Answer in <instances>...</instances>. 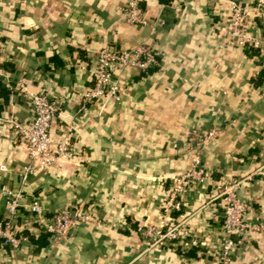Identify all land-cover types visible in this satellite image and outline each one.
I'll return each mask as SVG.
<instances>
[{"label":"crops","instance_id":"crops-1","mask_svg":"<svg viewBox=\"0 0 264 264\" xmlns=\"http://www.w3.org/2000/svg\"><path fill=\"white\" fill-rule=\"evenodd\" d=\"M247 10L243 28L264 40V14L253 0H233ZM125 0H0V185L19 186L23 144L5 121L26 122L30 109L14 90L19 78L42 87L58 103L51 144L73 124L72 156L28 176L24 199L39 201L46 217L64 204L89 208L98 223H76L53 245L40 236L24 208L16 232L27 236L16 250L0 245V264H219L221 202L226 183H238L245 218L264 225V46H240L227 35L230 4L223 0H139L153 27L129 25ZM161 20L162 23H158ZM145 43L158 66L119 74L118 99L82 104L92 85L95 51L107 44L128 49ZM249 47L250 49H247ZM247 49V50H246ZM201 151L208 175L188 186L182 210L197 248L159 243L146 249L137 225L153 224L175 175L190 163L189 146L211 128ZM4 213L0 195V218ZM43 243V244H41ZM230 264H264V231L248 233Z\"/></svg>","mask_w":264,"mask_h":264},{"label":"built area","instance_id":"built-area-1","mask_svg":"<svg viewBox=\"0 0 264 264\" xmlns=\"http://www.w3.org/2000/svg\"><path fill=\"white\" fill-rule=\"evenodd\" d=\"M230 4L231 16L228 22L227 35L231 43L240 46L262 47L264 40L250 36L243 28L244 16L247 10L233 0H223ZM252 13L261 16L264 14V0H253ZM119 13L122 21L129 25L151 26L143 16L139 0H125L120 6ZM158 23H162L158 20ZM158 66L156 53L147 44L141 42L128 49H115L107 44L95 51L94 66L91 71L92 85L82 93L84 109L86 103L95 100L118 99L119 74L124 69L145 72ZM14 90L21 101L30 109L32 117L26 122H19L13 118L5 119L19 136L26 153V161L17 171L19 186L11 188L0 185V195L3 198L4 213L0 218V245L16 250L27 236L16 232L15 221L20 208H24L42 233L46 234L48 245H53L62 239L69 228L76 223H98L99 220L92 211L81 205L64 204L51 216L46 217L37 199L26 201L22 185L29 175L43 172L61 158L72 156L70 138L73 124L68 121L63 128L61 138L51 144L50 126L59 115L58 103L55 98L49 97L42 87L36 91L29 89V80L19 78L15 82ZM217 128H211L203 135L198 136L189 146L190 163L186 170L175 175L172 179L164 200L160 205V216L153 224L137 225L136 232L146 249L159 243H177L185 248H197L204 245L189 230L185 219H172L171 212L182 210L181 196L191 185H203L208 175L201 164V151L208 140L215 137ZM5 165L0 164V171H5ZM236 182L226 183L220 187L217 197L221 202L220 238L216 241L214 255L219 264H230V256L234 247L246 240L248 233L264 231L263 224L250 223L245 218L247 205L236 195Z\"/></svg>","mask_w":264,"mask_h":264},{"label":"trees","instance_id":"trees-1","mask_svg":"<svg viewBox=\"0 0 264 264\" xmlns=\"http://www.w3.org/2000/svg\"><path fill=\"white\" fill-rule=\"evenodd\" d=\"M247 49H250V48L247 47ZM247 49H246V50H247ZM32 199H35V198H32ZM41 233H42V232H41ZM42 236H43V237H42ZM41 237L44 239L43 243H45V241H46V239H47V238H46V234L43 233V235H41L40 238H41ZM43 243H41V244H43Z\"/></svg>","mask_w":264,"mask_h":264}]
</instances>
